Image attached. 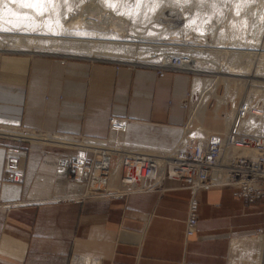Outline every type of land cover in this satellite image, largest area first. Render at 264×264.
I'll return each mask as SVG.
<instances>
[{"label": "crops", "instance_id": "crops-1", "mask_svg": "<svg viewBox=\"0 0 264 264\" xmlns=\"http://www.w3.org/2000/svg\"><path fill=\"white\" fill-rule=\"evenodd\" d=\"M115 65L0 51V123L106 137L109 117H123L130 144L171 148L183 135L191 74ZM18 144L0 146V264H229L233 239L264 229L262 201L232 186L197 192L188 238L190 191L174 181L121 199H78L84 188L65 178L54 150H30L22 181L7 182L4 146Z\"/></svg>", "mask_w": 264, "mask_h": 264}, {"label": "built area", "instance_id": "built-area-1", "mask_svg": "<svg viewBox=\"0 0 264 264\" xmlns=\"http://www.w3.org/2000/svg\"><path fill=\"white\" fill-rule=\"evenodd\" d=\"M184 62L175 55L161 65L115 63L118 68L141 66L163 74L186 71ZM250 111V105L243 99L224 133L212 132L192 145L175 146L171 152L162 153L127 142L124 134L128 119L123 117H109L111 135L106 137L62 134L0 123V146L3 140L19 143L4 146V180L22 181L23 162L28 152L40 148L54 150L57 167L65 171V178L83 186V192L75 196L81 200L126 198L136 192L157 191L164 182L174 181L190 191L184 228L185 238H188L194 234L197 223L199 190L232 186L235 194L249 203L261 200L264 212V134L241 129ZM245 148L252 153H244ZM115 165L118 173L113 180ZM257 232L264 233V229Z\"/></svg>", "mask_w": 264, "mask_h": 264}, {"label": "rangeland", "instance_id": "rangeland-1", "mask_svg": "<svg viewBox=\"0 0 264 264\" xmlns=\"http://www.w3.org/2000/svg\"><path fill=\"white\" fill-rule=\"evenodd\" d=\"M143 2L149 3L152 2V0H141V1L140 0H73L71 4L66 5L65 7L62 8H60L61 6L60 0H52L51 3H45L43 5L44 13L43 12L41 13L38 12L35 8L23 7L19 3H13L12 0H5L4 3L0 4V23H2V27L6 29V30H0V42L2 43L0 44V51L12 52V53H39L40 55H47L49 57L58 58V59L69 58V57L82 58L76 55L75 56L69 55L70 53H67L68 51H70L69 48H67L66 51H64L65 53H61V52L58 53L57 51L31 52L32 51L31 49L22 50L20 48L13 50H5L6 45L14 43L13 40H15L17 37L27 38V37L37 36L47 41L53 39H61L66 41L82 40L86 42L89 41V43L90 41H95L96 45L97 43L101 44L102 42L112 41L120 45L119 47H121V49L125 48L124 51L126 52V54L134 56L137 49L136 51L131 49L133 47H140V45H155L160 47H166L171 45L180 48V47H186L190 44L198 47L202 45L204 42H206L204 44H207V42L208 43H212L214 41L218 42L221 41L222 38L225 41L228 38L230 40L231 39L230 35L234 34L235 32L230 27V25L233 23L234 20H237L238 17L240 16V15L238 16L237 14H241V12L248 14L250 20H254L257 17L264 15L263 14L264 0H181L180 3L177 0H170V1L159 0L158 2H161V4L162 2L165 3L162 4L163 6L162 5L160 6L161 9L159 11V14L161 16L155 14L153 17L151 16L152 17L151 20L153 21V23H157L158 25H160L163 28V30L166 32L157 35L153 31L146 30L142 25L141 26L139 25L141 23L144 25L149 24V20L140 18ZM240 3L242 4L241 6H244L243 4H245V7L244 8L239 7ZM76 17L81 18V22L84 23L85 25L82 24V26L80 27L76 25L74 20V18L76 19ZM186 18L189 20L192 19L191 25L189 20L187 22L185 21ZM139 21L140 23H138ZM137 28L138 29L140 28L139 30H142L139 33L135 34L137 36L136 39H138L137 41H133L134 39L130 41L123 39L126 36H129L131 34L130 32L133 33ZM65 30L71 31L70 34L73 35H60L63 34ZM78 32L82 34L86 32V34L84 35L90 37L88 38L77 37L75 34H77ZM263 32L264 29L258 37V44L262 46L264 45ZM246 33L247 31L243 32L242 34L245 35ZM116 37H120L122 39L112 40L113 38ZM155 41H159V42H155ZM169 41H176L181 43L167 45L166 42ZM227 43L228 46H231V43L229 42ZM126 49L128 51H126ZM220 49H229V48L222 47ZM211 50L213 52V50L216 49L212 48ZM252 51L260 52L259 50H252ZM261 51L264 52L263 50ZM214 52L210 56L202 55V57L200 58H203L202 59L203 61L206 62L209 61L210 62L209 64L214 63V65H216V63L218 65L219 64L221 65L222 60H224V62L228 60L227 56L223 58L221 53L219 52L214 53ZM174 54L175 55L182 54L181 57H186L185 55H183V53L180 52H174ZM34 55H38V54H34ZM111 58L124 59L121 57L118 58L111 57ZM84 59H88V58H84ZM93 60L121 62V61L104 60V59H93ZM125 60L127 59L125 58ZM241 62H244V58L241 59ZM255 63L256 62L252 60V64ZM135 65H140V64H135ZM116 69H118L117 66ZM187 70L191 71L190 74L192 76V80L194 78L210 79L214 77L211 73H207L204 71H198L191 68H188ZM252 73L253 72L248 73L250 75L246 74L249 78L247 76L244 77L236 76L238 78L243 79V81L242 83L237 85L235 89L232 86L226 84L225 85L226 87L224 86L225 88L223 91H221L220 89L217 90V92L214 95V97L216 96L215 99L209 102L210 107L208 108L209 109L208 112L203 113L205 114V118H199V123L201 127L206 128L205 132L201 131L202 133H199L200 135H195V136L190 135L192 134V128L189 125L192 101L197 100V94L194 95L192 94V81H191V89L189 95L187 96L186 100L183 102V106L186 110V119L182 127L183 135L181 139L183 140V138H187L186 143L189 141L196 142L198 141L199 137L203 138L212 132L218 133L220 131H224L226 129V126L222 128L221 127L222 125L213 126V124L211 123L212 120L211 116L214 113H216V108H217L215 104L216 103L215 100L221 101L217 111H219L221 115L223 114L224 117H228L230 114V108L228 106V103L231 102L232 94L234 95L236 92V94L238 95V97L236 95V100H235L237 104L241 100L246 98L249 86L247 85L248 83H246V81L244 80L246 79L264 80L263 78H260L262 77V75H256L258 77L251 78L250 76H252ZM225 76L228 75L225 74ZM258 90H260V88H258ZM262 91L264 93V90ZM237 104L235 105V107L237 106ZM190 138L192 139L190 140ZM180 140H178L175 144H173L171 148L173 146L174 147L177 146ZM169 148H167L166 151ZM166 151H162V152H166ZM257 234H264V233L263 232L259 233L257 232V230H255L254 232L248 235H257ZM240 253L241 252H236L235 254L231 253L230 254L231 260H229V264H242V263L249 264L250 258L254 256L253 253H246V254L244 253L245 260H242L240 262L238 258H235V257H240L239 255ZM260 264H264V244L261 249Z\"/></svg>", "mask_w": 264, "mask_h": 264}, {"label": "bare ground", "instance_id": "bare-ground-1", "mask_svg": "<svg viewBox=\"0 0 264 264\" xmlns=\"http://www.w3.org/2000/svg\"><path fill=\"white\" fill-rule=\"evenodd\" d=\"M158 1L152 0V2H149V3H144V2L142 3L143 7L141 10L140 18L149 20V24L144 25L141 23L139 25L140 26L142 25L146 30L153 31L157 35H160V34L165 33L166 31H164L160 25H158L157 23H153V21L151 20L155 14L160 15L159 14V11L161 9L160 6L162 4H165L163 2L161 4V2H158ZM177 1L179 3L181 2V0L180 1L177 0ZM71 2H73V0H60V5H61L60 8L71 4ZM241 5L242 4L240 3L239 7L241 8L245 7V4H243L244 6H241ZM237 15L238 16L240 15V16L238 17L237 20H234L233 23L230 25V27L235 32L234 34L230 35L231 36L230 40L229 38L226 40L227 42L231 43V46H228V43L223 38L222 40L220 39L221 41H218V42L217 41H214L212 43L207 42V44H204L206 43L204 42L202 45L198 47H196L195 45H191V44L186 47H180V48L179 47L177 48L171 45L166 46V47H160V46H155V45H140V47H133L131 49L134 51H136L137 49L135 55L131 56V55L126 54V52L124 51L125 48L122 47L123 49H121V47H119L120 45L112 41L102 42L101 44L97 43L96 45L95 41H90V43L89 41L86 42L82 40L66 41V40H61V39H53V40L47 41L37 36H33V37H27V38L17 37L15 40H13L14 43L7 44L8 46L6 45L5 50H13V49L20 48L22 50L31 49L32 50L31 52H34V51L35 52H40V51L41 52H49V51L56 52L57 51L58 53L59 52L65 53L64 51H66V49L69 48L70 51L67 52V53H70L69 55H73V56L76 55L78 57H83V58H88V59L96 58V59L114 60V61H121V62L124 61L132 65H135V64H149V65L166 64L171 60L173 56H175L174 52L183 53V55H185L186 57H181L182 54H176V56L178 55L179 57L185 60L183 64H184L186 71H181V72L190 73L191 71L187 69L191 68L194 70L211 73L214 76L210 79L194 78L192 82V94L193 95L197 94V100L192 101L189 125L192 128V134L190 135L195 136V135H200L199 133H202L201 131L205 132L206 128L201 127L199 123V118H205V114L203 113L208 112L209 110L208 108L210 107L209 102L215 99L216 96L214 97V95L217 92V90L220 89L221 91H223L224 88L226 87L225 86L226 84H228L229 86H232L235 89L236 86L242 83L243 81V79L238 78V77L247 76L246 74L251 73V72H253L252 76H250L251 78L258 77L256 75H262V77L260 78L264 79V52L261 51V50L264 51V45L262 46L258 44V37L264 29V15L257 17L254 20H250L249 19L250 17L248 16V14H245L242 12L241 14H237ZM184 18H185V15H184ZM186 19L185 21L187 22L189 19L187 20ZM74 20H75L76 25H78L79 27L82 26V24H84L81 22V18L76 17V19L74 18ZM191 20H189L190 25L192 24ZM138 23H140V21ZM139 29L138 28L136 30L134 29L136 31V32L134 31L135 33L130 32L131 34L129 36H126L123 39L127 41L134 39L133 41H137L138 39H136L137 36L135 34L142 31ZM132 31H133V28H132ZM245 31H247V33L245 35L242 34ZM70 32L71 31L65 30L64 33L60 35H73V34H70ZM37 34H40V33H37ZM84 34H86V32L83 34L78 32L75 35L77 37H85V38L90 37V36H85ZM121 39L122 38L120 37H116V38H113L112 40H121ZM155 42H159V41H155ZM166 43L167 45H169V44H179L181 42L169 41ZM0 44L2 43L0 42ZM222 47L223 48L226 47L229 49H220ZM212 48L216 49V50H213V52L215 51V52L221 53L223 58L227 56L228 60H226V62L222 60L221 65L220 64L218 65L217 63L216 65L212 63L213 64L212 65V64H209L210 63L209 61L207 62L203 61L202 60L203 58H200V57H202V55L210 56L213 53L211 50ZM252 50H259L260 52H254ZM126 51L128 50L126 49ZM130 52H133V51H130ZM111 57L113 58L121 57L124 59H112ZM125 58L127 60H125ZM243 58H244V62H241V59ZM252 60L255 61L256 63L252 64ZM210 65L214 67H211ZM225 74H227L228 76H225ZM244 81H246V83H248L247 85L250 87V88L248 87V93L246 95V98H244V101L250 105L251 111L249 112L247 118L242 122L241 129L247 132H251V133L264 134V93L262 91L264 90V80L246 79ZM258 88H260V90H258ZM236 95H237L236 92L234 95L232 94L231 102L228 103V106L230 108V114L228 117H224L223 114L221 115L219 111H217L221 101L215 100L216 101L215 104L217 108H216V113H214L213 111L214 114L211 116L212 117L211 123L213 124V126L222 125L221 126L222 128L226 126V129L224 131H220L218 133H224L227 130L232 120L235 109L237 107V106L235 107V105L237 104L235 101ZM186 139L187 138H183V140H180L177 146L187 147L188 145H192L195 143L191 141L186 143ZM191 139L192 138H190V140ZM202 139H204V137L203 138L199 137L198 140L200 141ZM173 149H174V146L172 148H169L167 151L171 152V150ZM145 150H148V149H145ZM244 150H245L244 153L246 154L252 153L250 149L245 148ZM157 153H162V152H157ZM117 173H118V167L117 165H115L113 167V172H112L113 180H115V178L117 177ZM263 235L261 234V235H256V236L241 237V238L233 239L231 243V253L235 254L236 252H241L239 254L240 257H235V258H238L240 262L242 260H245L244 255L246 253H253L254 259L250 258L249 264H257L258 262H260V259H261L260 254H261V249L264 243Z\"/></svg>", "mask_w": 264, "mask_h": 264}, {"label": "snow or ice", "instance_id": "snow-or-ice-1", "mask_svg": "<svg viewBox=\"0 0 264 264\" xmlns=\"http://www.w3.org/2000/svg\"><path fill=\"white\" fill-rule=\"evenodd\" d=\"M5 0H0V4L4 3ZM13 3H19L23 7L27 8H35L38 12H43V5L45 3H51L52 0H12ZM0 30H6L2 27V23H0ZM10 30V29H8Z\"/></svg>", "mask_w": 264, "mask_h": 264}]
</instances>
